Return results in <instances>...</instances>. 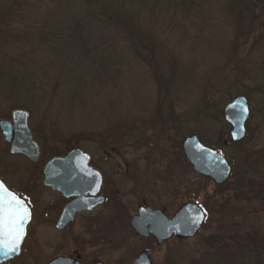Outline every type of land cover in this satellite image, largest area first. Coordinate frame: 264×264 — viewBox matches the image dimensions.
Segmentation results:
<instances>
[{"label": "trees", "instance_id": "obj_1", "mask_svg": "<svg viewBox=\"0 0 264 264\" xmlns=\"http://www.w3.org/2000/svg\"><path fill=\"white\" fill-rule=\"evenodd\" d=\"M190 34L195 40L205 35L204 43H191V48L206 47L203 53L218 55L202 77L204 100L211 89L224 96L258 95L264 102V0H0V64L3 74L12 77L15 97L41 98L54 109L59 98L66 103L75 97L91 99L89 80H116V69L110 71L113 76L103 77L107 66L123 65L126 59L148 70L155 85L153 109L104 115L107 125L90 124L76 135V141L102 149L120 144V152L128 142L139 141L153 146L161 138L152 130L165 133L170 125L180 124L172 104H164L171 83L178 82L175 72L180 71V78L184 71L178 56ZM167 36L176 41L171 44ZM9 44L13 54L7 60L1 48ZM191 71L189 67L188 76ZM89 119L94 122L95 116ZM259 128L264 129V119ZM245 141L230 145L250 149ZM246 152L240 159L245 167L240 177L237 166L232 167L234 193L227 198L238 197L241 205L252 197L261 207L242 217V207H235L227 221L234 228H223L206 240L192 264H264V144ZM243 187L246 192L238 193Z\"/></svg>", "mask_w": 264, "mask_h": 264}, {"label": "rangeland", "instance_id": "obj_2", "mask_svg": "<svg viewBox=\"0 0 264 264\" xmlns=\"http://www.w3.org/2000/svg\"><path fill=\"white\" fill-rule=\"evenodd\" d=\"M26 1L17 0L21 3ZM201 37L195 40L192 36L187 41L188 46L178 56L184 71L181 70L180 78V71L175 72L178 82L171 83L168 88L169 96L164 104V107L172 104L178 120H181L180 124L170 125L165 133L161 129L152 130L151 133L154 132L161 138H156L153 146L149 142H128L126 148L120 152L116 150L120 144L115 149H102L95 143L84 142L83 139L76 141L75 138L85 126L95 124L98 128L100 121L103 126L107 125V121L103 120L104 115L123 116L128 114L125 111L135 115L153 109L156 99L151 98L156 97V93H153L155 85L146 68L139 65L133 67L126 59L122 62L123 65L120 63L111 68L107 66L103 75L105 79L115 69L119 70V75L116 80L103 84H99L98 79L89 80L91 99L75 97L71 103H66L63 98H59L60 101L56 100L54 109H48L41 98L23 95L15 97L13 84L11 86L12 77L10 79V74H3L5 69H1L0 64V114L2 118H7L14 108L29 107L28 110L25 109L29 113V128L32 133L34 130L33 137L40 146L39 161L31 163L22 156L10 155L9 144L4 141L0 132V178L14 192L29 193L31 197L34 195L35 206L38 207L35 209L34 224L29 230V238L23 250L15 260L7 264L45 263L57 255H71L75 250L82 254V264H93L94 260L102 261L103 264H132L138 253L144 250L149 252L152 264H192L205 250L203 246L206 240L216 234L220 235L223 228L233 227L227 221L235 207H242L238 210L241 217L250 214L249 210L260 209L261 205L252 197L249 200L244 199L241 205L237 203L240 200L238 197L228 199L227 196L234 193V178L215 186L211 179L192 170L181 149L183 139L196 134L204 145L220 150L230 165L234 164L232 167L237 166L236 175L240 177L245 169L242 167L243 160H240L242 153L258 149L264 144V129L259 128L264 119V102L258 95H254V99L245 95L250 103V112L254 113V117L250 113L246 125L247 135L243 140H246L250 149L244 150L242 146L229 143L222 145L228 139L230 129L223 119V108L235 96L244 94L235 92L231 96H224L223 93H212L210 89L211 93L206 100L203 99L202 77L212 70V63L218 55L203 53L207 50L206 47H203L205 51L200 46H196V50L190 47L191 43H204L205 35ZM169 39L171 37L167 36L166 40L171 44L176 41ZM10 46L9 44L7 48H1L7 60L13 54V47ZM189 67L194 69L191 77L188 76ZM3 82L7 84L4 85ZM217 83H213L216 88L219 87ZM94 116L93 122L89 118ZM75 147L83 149L90 156L91 164L103 174L102 193H150L154 199L157 198L156 201L168 207L166 213L169 216H173L176 210L174 203L194 201L205 212L203 227L194 237L181 240L173 238L157 245L152 240H142L129 228L127 220L134 213L132 204L129 205L128 213L126 209L122 212L115 209L111 224L105 220L107 214L103 211L97 213V218L102 216L104 220L101 221L100 218V222L94 227L85 223L88 216L94 213L80 216L62 232L40 223L42 211L44 213L45 206L54 198L51 193H58L42 185L43 166L52 156H63ZM242 184L245 182L242 181ZM244 189L243 187L238 193H245ZM250 222L252 220L249 219L248 223ZM241 223L243 224L242 221Z\"/></svg>", "mask_w": 264, "mask_h": 264}, {"label": "water", "instance_id": "obj_3", "mask_svg": "<svg viewBox=\"0 0 264 264\" xmlns=\"http://www.w3.org/2000/svg\"><path fill=\"white\" fill-rule=\"evenodd\" d=\"M243 108H247V113L242 111ZM250 113V103L245 95L235 96L224 106L222 116L230 127L228 140L223 141L224 145L228 141L238 143L245 139ZM10 118V120H0V132L5 142L9 144V153L23 156L30 162L37 163L40 157V147L29 128L28 111L13 109ZM181 149L196 174L211 179L215 185H221L228 180L231 166L226 157L219 150L201 143L196 134L186 136L181 142ZM89 162V155L78 147L70 149L63 156H54L43 166L42 184L65 196L68 193H99L102 176L98 170L90 166ZM82 209L84 207L80 206L79 202H73L64 209L58 224L63 225L72 218L74 212ZM204 221L205 213L199 204L189 202L180 207L171 218H167L160 211L144 209L129 224L138 236L151 235L158 244H161L162 241L170 239L173 234L185 239L194 237L202 228ZM28 222L29 220L26 225ZM20 248L18 253L0 255V263L17 257ZM41 264L79 263L76 259L56 257ZM95 264H101V262L97 261ZM132 264H152V262L148 253L142 252L137 255Z\"/></svg>", "mask_w": 264, "mask_h": 264}, {"label": "flooded vegetation", "instance_id": "obj_4", "mask_svg": "<svg viewBox=\"0 0 264 264\" xmlns=\"http://www.w3.org/2000/svg\"><path fill=\"white\" fill-rule=\"evenodd\" d=\"M10 113L7 116V118L5 116H4L5 118L0 117V120L1 119L10 120L11 119ZM8 153H9V145H8ZM89 164L94 169L98 170L97 168H95L91 164V159H90ZM99 172L101 173V171H99ZM101 176H102V184H101V188H100L99 193H68L67 196H65V195H63V193H59V192L58 193H51L52 195H54L53 196L54 198H53V200H51L48 203L47 206H45L44 213L42 211V215L39 218L40 223L46 224L47 226L48 225L52 226L57 231L62 232V231H65L66 229H68L71 225H73L76 222V219L79 218L80 216L90 214V213H94L93 215H89L87 222H85L86 224H90L92 227H94L95 225H98V223L100 222V218H101V221L104 220L102 216H99V219L97 218V213L99 211H103L107 214V216L105 217V220L108 222V224H111L113 221L112 218H114V211L117 210L119 212H122L124 209H126L127 210L126 212L128 213L129 205H131V204H132V206H131L132 210L134 208V213L127 220V223H128L129 228L131 230H132V228L130 227V224H129L130 221L135 216H137L140 211H142L144 209H150L153 211H160L167 218L172 217L166 213L168 207L166 205L160 203L159 201H156L157 198L154 199L155 197L153 195H151L150 193H102L101 190H102L103 182H104V177H103L102 173H101ZM0 180L2 181L1 178H0ZM11 191L13 192V190H11ZM16 194L18 196H20L21 199H23L26 202V204H27V206L31 212L29 222L27 223L26 228H25V236H24L23 241L21 243V248H20V253H21L27 238H29V230L33 226L34 220H35V218H34L35 217V209H38V207L35 206L36 202H35V199L33 197L34 195L31 197L29 195V193H16ZM157 195H158V193H157ZM29 196L31 197L32 201L30 200ZM174 197H176V196L174 195ZM152 199H154V200H152ZM128 201H130V202L128 203ZM73 202H76V203L79 202V205L83 206L84 209L77 211V212H74L72 215V218L70 220L64 222V224L62 223L63 225H59L58 223H59L60 215L62 214L64 209L66 207H68L70 204H72ZM189 202H192V201H185V202H182L180 204L178 202L174 203V205L176 206V210L174 213H176L179 210V208L182 207L184 204L189 203ZM168 204H171V203H168ZM87 207H89V208H87ZM41 208L43 209V207H41ZM174 213H173V215H174ZM38 216H40V215H38ZM138 237L141 238L142 240H152L157 245H161L163 242L168 241V240L173 239V238L180 239V240L183 239V238L173 234L170 239L163 241L161 244H158L156 239L154 237H152L151 235H149L148 237H140V236H138ZM142 252H147L149 254V252L147 250L141 251L140 253H142ZM20 253H19V255H20ZM140 253H138V254H140ZM17 257H15V258L7 261V262L0 263V264H7V263L15 260ZM56 257L76 259V260H78L79 264H82V254L79 253L77 250L73 251V253L71 255H57V256L53 257L52 259H54ZM149 257H150V255H149ZM97 261H99V260H94L93 264H95ZM47 262H49V261H47ZM99 262H101V264H103L102 261H99Z\"/></svg>", "mask_w": 264, "mask_h": 264}, {"label": "snow or ice", "instance_id": "obj_5", "mask_svg": "<svg viewBox=\"0 0 264 264\" xmlns=\"http://www.w3.org/2000/svg\"><path fill=\"white\" fill-rule=\"evenodd\" d=\"M242 111L247 113V108ZM30 216L26 202L0 181V255L18 253Z\"/></svg>", "mask_w": 264, "mask_h": 264}]
</instances>
